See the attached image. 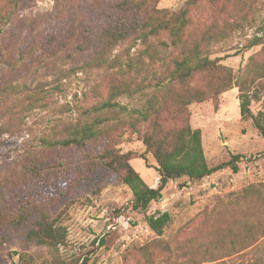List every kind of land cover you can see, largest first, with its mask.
<instances>
[{
    "label": "rangeland",
    "instance_id": "374dc122",
    "mask_svg": "<svg viewBox=\"0 0 264 264\" xmlns=\"http://www.w3.org/2000/svg\"><path fill=\"white\" fill-rule=\"evenodd\" d=\"M119 1L0 0V264H264V137L241 119L237 86L186 107L206 164L223 169L169 182L138 212L120 176L101 163L105 150L127 154L145 184L157 187V164L130 123L147 100L165 99L158 85L181 59L163 32L148 49L126 42L82 71L102 54L101 33ZM156 9L184 14L183 45H197L222 68L172 86L169 98L219 89L230 73L246 88L252 115L264 114V43L248 47L262 36L264 0H160ZM124 83L131 95L113 100L123 111L90 114L99 122L95 139L82 148L57 144ZM179 117L173 105L160 124L179 127ZM157 212L170 216L160 236L146 223ZM42 218L64 230L62 244L29 236Z\"/></svg>",
    "mask_w": 264,
    "mask_h": 264
},
{
    "label": "trees",
    "instance_id": "16d2710c",
    "mask_svg": "<svg viewBox=\"0 0 264 264\" xmlns=\"http://www.w3.org/2000/svg\"><path fill=\"white\" fill-rule=\"evenodd\" d=\"M159 1L120 0L115 5L116 15L113 21L101 33L102 54L94 52L88 62L81 65V70L84 71L91 65L104 63L103 54L126 42H139L148 49L149 39L158 37L163 32L167 33L171 40V47L176 49L181 56V59L173 61V68L169 70L166 81L158 85L159 91H165V99L161 103L154 98L147 100L141 110L134 112L136 117L130 123L137 134L142 133V143L157 164L156 170L159 176L157 187L151 188L145 184L129 165L127 154L105 150L99 156L101 163L110 171L118 174L122 183L129 188L132 194V210L138 212H145L152 202L159 201L162 198V191L169 182L182 178L200 181L227 166V164H222L216 168H209L206 164L201 146V133L198 129L193 130L187 121L189 114L186 107L190 104L201 103L207 99L213 100L214 97L235 85L239 88L241 119H251L254 127L264 137V114L252 115L250 97L246 88L239 82L233 84L230 73H225L223 84L219 89L214 88L209 91L187 89V91L171 95L169 98L172 86L182 87L184 84L190 83L193 76L211 74V72L220 70L221 67L215 65L214 61L204 55L197 45L190 47L183 45L182 31L186 25L185 15L167 17L164 10L156 9V4ZM260 31L262 36L255 37L249 43V48L261 46L264 43L262 40L264 25ZM126 66L128 65L126 64ZM131 93L126 83L112 87L108 92L107 99L100 105L85 110L79 123L70 127L69 137L57 144L66 148L84 147L99 134V130L96 128L99 122L97 120L89 122L90 114L115 108L123 111L124 108L113 100L121 95L130 96ZM173 105L180 116L181 125L178 127L176 124L168 123L164 127L160 124L161 120L159 119L163 116V112ZM162 123H165V120ZM140 125H143L144 128H138ZM237 159L238 156L232 158V160ZM233 171L237 172V168L233 167ZM169 220L168 213L157 212L148 216L146 223L151 232L160 236ZM29 236L34 238L39 245L57 246L63 243L65 232L62 228H54L48 219L42 218Z\"/></svg>",
    "mask_w": 264,
    "mask_h": 264
}]
</instances>
